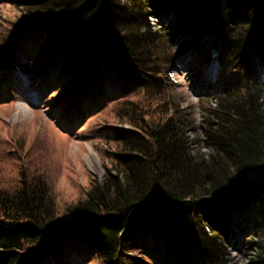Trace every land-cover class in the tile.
<instances>
[{"label":"trees","instance_id":"trees-1","mask_svg":"<svg viewBox=\"0 0 264 264\" xmlns=\"http://www.w3.org/2000/svg\"><path fill=\"white\" fill-rule=\"evenodd\" d=\"M0 3L21 14L0 41V70L12 64L11 45L30 54L40 42L36 61L68 83L69 96L87 57L86 111L106 161L102 181L90 178L68 204L28 161L12 169L17 183L0 187V264H47L46 252L67 247L106 264H132L131 252L156 264H231L232 216L264 264V0ZM211 51L218 67L200 94L203 153L168 71L187 59L198 78ZM106 81L115 99L100 92Z\"/></svg>","mask_w":264,"mask_h":264},{"label":"rangeland","instance_id":"rangeland-1","mask_svg":"<svg viewBox=\"0 0 264 264\" xmlns=\"http://www.w3.org/2000/svg\"><path fill=\"white\" fill-rule=\"evenodd\" d=\"M20 16L16 7L0 3V41L8 36L9 28H12L13 22ZM149 23L153 25L156 20L150 17ZM41 46L40 42L34 45L33 55L32 52L27 54L21 46L11 45L12 64L0 70V187L16 184L12 169H18L20 163L22 166L28 161L33 171L46 180L53 198L58 203L68 204L84 196L90 178L93 177L98 182L103 179V164L106 161L97 153L101 144L98 143L99 134L94 131L92 124L95 113L92 109L86 111L90 102L87 95L93 81L87 70V57H84L82 84L69 90L68 96L63 91L68 83L59 84L61 82L57 80V76H49L46 73L49 68L36 61V53ZM210 67L211 64L204 67L196 78L190 75L191 62L181 59L168 71L178 99L175 100L182 107H190L192 112L197 128L191 134L197 142L193 146L203 153L207 150L201 148L204 138L200 124L206 101L199 94L206 87V80L210 82L213 74ZM115 85L116 83L106 81L100 92L109 99H115ZM83 108L86 112L82 111ZM262 111L264 113V106ZM124 128L129 129L127 125ZM228 227L231 239L226 245V253L231 264H259L256 253L248 242L250 237L245 224L232 216ZM62 253L60 257L63 258V263L51 264H106L96 259L74 261L62 256ZM128 255L133 258L130 261L132 264H138L136 260L144 264H156L155 261H158L153 258L154 261L150 263L138 252Z\"/></svg>","mask_w":264,"mask_h":264},{"label":"bare ground","instance_id":"bare-ground-1","mask_svg":"<svg viewBox=\"0 0 264 264\" xmlns=\"http://www.w3.org/2000/svg\"><path fill=\"white\" fill-rule=\"evenodd\" d=\"M148 19H150V18H148ZM154 24V23H153ZM212 52V51H211ZM84 57H86L85 55H83L82 56V58H84ZM217 52L216 51H213L212 52V54H211V58H210V60H209V62L207 63V64H204V65H202L201 66V68H202V70L204 69V67H208V65H210L211 64V67H210V69L213 71V70H215V69H217ZM213 100V99H212ZM214 101V100H213ZM87 156L88 155H86V158H87ZM262 179L264 180V175L262 176V178H261V181H262ZM264 183V182H263ZM252 197V196H251ZM256 196H254V198H255ZM251 199H253V197L251 198ZM231 260V259H230Z\"/></svg>","mask_w":264,"mask_h":264}]
</instances>
